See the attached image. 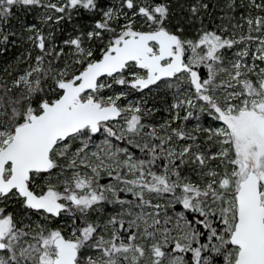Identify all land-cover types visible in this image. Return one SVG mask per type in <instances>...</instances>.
<instances>
[{"label":"snow or ice","instance_id":"snow-or-ice-1","mask_svg":"<svg viewBox=\"0 0 264 264\" xmlns=\"http://www.w3.org/2000/svg\"><path fill=\"white\" fill-rule=\"evenodd\" d=\"M0 264H264V0H0Z\"/></svg>","mask_w":264,"mask_h":264}]
</instances>
